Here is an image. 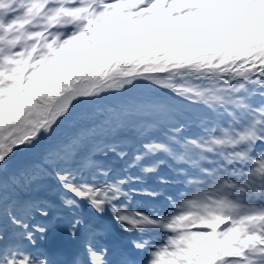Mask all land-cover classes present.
<instances>
[{"label": "snow or ice", "instance_id": "6c2138e0", "mask_svg": "<svg viewBox=\"0 0 264 264\" xmlns=\"http://www.w3.org/2000/svg\"><path fill=\"white\" fill-rule=\"evenodd\" d=\"M0 264H264V0H0Z\"/></svg>", "mask_w": 264, "mask_h": 264}]
</instances>
